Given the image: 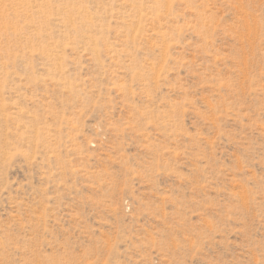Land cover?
<instances>
[{"label": "rangeland", "instance_id": "rangeland-1", "mask_svg": "<svg viewBox=\"0 0 264 264\" xmlns=\"http://www.w3.org/2000/svg\"><path fill=\"white\" fill-rule=\"evenodd\" d=\"M0 264H264V0L7 1Z\"/></svg>", "mask_w": 264, "mask_h": 264}, {"label": "bare ground", "instance_id": "bare-ground-1", "mask_svg": "<svg viewBox=\"0 0 264 264\" xmlns=\"http://www.w3.org/2000/svg\"><path fill=\"white\" fill-rule=\"evenodd\" d=\"M10 2L12 0H0V8L5 6L6 2ZM17 1H21V0H17ZM35 5H36V1H34ZM5 8V7H4ZM35 8V7H34Z\"/></svg>", "mask_w": 264, "mask_h": 264}]
</instances>
